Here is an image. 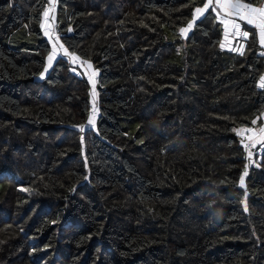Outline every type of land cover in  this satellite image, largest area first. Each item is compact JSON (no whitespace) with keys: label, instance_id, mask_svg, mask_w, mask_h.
<instances>
[{"label":"trees","instance_id":"obj_1","mask_svg":"<svg viewBox=\"0 0 264 264\" xmlns=\"http://www.w3.org/2000/svg\"><path fill=\"white\" fill-rule=\"evenodd\" d=\"M57 2L98 115L68 56L42 74L50 0H0V264H264V146L241 186L237 132L264 123L259 30L221 48L211 7L176 61L167 29L207 0ZM23 26L37 50L4 43Z\"/></svg>","mask_w":264,"mask_h":264},{"label":"rangeland","instance_id":"obj_2","mask_svg":"<svg viewBox=\"0 0 264 264\" xmlns=\"http://www.w3.org/2000/svg\"><path fill=\"white\" fill-rule=\"evenodd\" d=\"M57 3V0H53V4L55 6V4ZM253 6L259 7V6H264V0H256L253 3H251ZM54 6L52 5H48L47 10H49V16L45 17L43 19L42 23H45L46 28L50 29V36L45 34V28H42V32L45 36V38H47L52 46V49L50 51V53L53 52L54 46H55V50H56V56L55 58L52 60L51 63H49L48 57L50 55V53L48 54L47 58H46V64H45V68L43 70V75L46 74L49 69L51 68V66L53 65V63L55 62V60L59 57V56H68L70 58V60L72 61L73 65H74V71L86 76L91 84V89H90V97H91V101L93 106L95 107V118L98 115V107H97V90H96V83H97V75H98V71L95 69V67L93 66V64L91 62H87V61H83L81 58H79L77 55H73V54H69V55H65L64 52L66 50L65 45L63 44L62 40L59 37V34L57 32V27H56V15H57V11H55ZM197 7H203V5L201 6H197ZM196 7V8H197ZM195 11V10H194ZM219 14H221V16H225L224 12L222 10L219 9ZM69 10H65V14H68ZM202 15H198V18L195 20V22L201 17ZM64 19V16L61 14L59 16V21L62 22ZM239 21V28L241 32H246L248 33V30L244 27V22L243 20H238ZM193 22V16L190 19V21L188 23H186L183 27L181 28H186L187 25ZM195 22L193 23V27L192 29L189 31L191 32L194 27H195ZM181 28H168V37L170 39L176 40L175 44L177 47V51L176 54L174 56V59L176 61H179L183 55V39L186 36H182L180 33V29ZM258 29V28H257ZM188 32V33H189ZM187 33V34H188ZM186 34V35H187ZM51 37V38H50ZM38 36H36L35 34H31L28 32L27 28L25 26L20 27L15 29L14 31H12L8 36L3 38L4 43L6 44H10L13 45L15 47L21 48V49H30V50H37V45H38ZM60 45H63V48L60 47ZM68 52V51H67ZM74 57H78V59H75V62H73ZM45 69H47V71H45ZM93 73H95V75L93 76ZM264 76V74H263ZM261 82V80H260ZM95 93V95L93 94ZM93 113V112H92ZM95 126V124H94ZM261 127V124L260 126ZM137 128V123L134 124V127L131 129V132L135 131ZM245 127H240L238 128L237 132L240 136V140L244 145H247V142L249 141L247 139L248 136L250 135H255L257 132L255 130H252L250 133L246 134L245 131ZM263 146H261L260 144H257L255 147H252L251 149H249L248 147H246L247 149V153H246V163L243 169V185H245L246 183V177L250 172L251 167L256 164V159H255V153L256 152H260L262 150ZM251 153V158H250V154ZM241 183V180H240ZM246 197H247V192L245 193V197L243 200V203H246Z\"/></svg>","mask_w":264,"mask_h":264},{"label":"snow or ice","instance_id":"obj_3","mask_svg":"<svg viewBox=\"0 0 264 264\" xmlns=\"http://www.w3.org/2000/svg\"><path fill=\"white\" fill-rule=\"evenodd\" d=\"M50 5L54 6L53 0H50ZM211 7L219 8L222 10L226 17H232L237 16L240 20L246 21L248 24H254L256 28L259 29V37H260V43L261 46L264 47V6H253L251 3H243L241 0H208L207 3L203 5V7H197L195 8V11L193 13V22H190L186 28H181L180 33L182 36H186V34L192 29L193 23L198 18V15H203L207 10ZM45 17L49 16V10H45L43 13ZM226 28H227V22L225 21ZM233 31L232 35H240L241 37H246L248 33L241 32L238 25H236L234 22L231 25ZM41 28H45V34L50 36V29L46 28L45 23H41ZM51 38V37H50ZM61 48H63V45H60ZM225 44L221 43V48H224ZM233 51H240V49H231ZM65 55H68L67 50L64 52ZM243 52L241 51V55ZM74 55V54H73ZM56 56V50L55 46L53 49V52L50 53L48 60L49 63L52 62V60ZM75 59H78V57H74L73 62H75ZM47 71V69H45ZM95 73H93V76ZM260 87L264 88V76L261 77ZM95 95V93H93ZM264 115V114H262ZM95 110H93V113L91 116H89L88 124L94 126L95 124ZM256 120H253L252 123L256 124ZM83 130V129H82ZM246 132H251V129H245ZM247 139L250 142L251 147H255L257 144H260L261 146H264V126H261L258 130V132L255 135H250L247 137ZM248 147L249 145H245ZM251 158V153L249 154ZM241 186H243V177H241ZM27 189H25L26 191ZM245 210L247 208L245 207Z\"/></svg>","mask_w":264,"mask_h":264},{"label":"crops","instance_id":"obj_4","mask_svg":"<svg viewBox=\"0 0 264 264\" xmlns=\"http://www.w3.org/2000/svg\"><path fill=\"white\" fill-rule=\"evenodd\" d=\"M207 2H208V0H207ZM241 2H243V1H241ZM214 10L217 14L218 19L222 22V26H223L222 43L225 44L224 48L229 49V50L234 49V48L241 49L242 43H243L242 41L244 40L243 38H245V37H241L240 35L233 36L232 35L233 29L231 27L233 22L236 25H238L239 24L238 20H240V19L237 16H232V17L221 16V14H219L220 13L219 8L214 7ZM225 21L227 22V28H226ZM87 62H89V61H87ZM263 119H264V115H263ZM260 124H261V126H264V123H256L253 126L249 127V129L255 130L256 132H258V130L260 128L259 127ZM247 133H250V132H246V134Z\"/></svg>","mask_w":264,"mask_h":264},{"label":"built area","instance_id":"obj_5","mask_svg":"<svg viewBox=\"0 0 264 264\" xmlns=\"http://www.w3.org/2000/svg\"><path fill=\"white\" fill-rule=\"evenodd\" d=\"M54 9H55V11L58 10V2L55 4ZM247 145H249L248 148L251 147V146H250V142H248Z\"/></svg>","mask_w":264,"mask_h":264}]
</instances>
